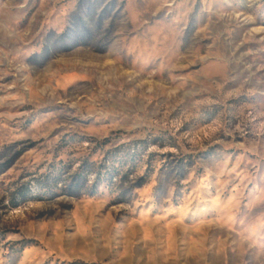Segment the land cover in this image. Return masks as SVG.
<instances>
[{
  "label": "rangeland",
  "instance_id": "1",
  "mask_svg": "<svg viewBox=\"0 0 264 264\" xmlns=\"http://www.w3.org/2000/svg\"><path fill=\"white\" fill-rule=\"evenodd\" d=\"M0 264H264V0H0Z\"/></svg>",
  "mask_w": 264,
  "mask_h": 264
}]
</instances>
